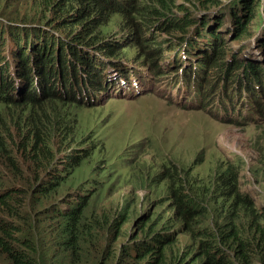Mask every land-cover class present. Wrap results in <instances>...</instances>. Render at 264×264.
Instances as JSON below:
<instances>
[{
	"label": "trees",
	"instance_id": "16d2710c",
	"mask_svg": "<svg viewBox=\"0 0 264 264\" xmlns=\"http://www.w3.org/2000/svg\"><path fill=\"white\" fill-rule=\"evenodd\" d=\"M128 1L129 4L124 0H33V9L29 15L36 16L40 13L41 19L50 20V17L42 12L43 9L51 12L57 24L64 23L60 27H52V30L55 29L59 34V30L64 29L67 35L72 34V38L56 35L52 30L41 26L30 28L19 25H10L6 28L0 26V83L7 85L13 83L12 91L17 92L19 75L31 83L37 80L43 88L41 98L22 96L20 99L4 96L5 89L0 88V104L10 110L8 114L0 113V264H37L38 261L45 264L47 260L44 245H41L39 254L34 240L21 237L19 224L13 219V216L20 211L22 192L18 189L22 186L18 187L3 168L5 167L14 178L23 183L28 184L32 181L31 176L24 173L17 156L18 152L15 151L18 141L15 139L13 126L19 129L21 139L19 147L25 159L24 163L38 181L41 168L53 158L55 153L53 137L59 135L62 142H67L75 135L74 123L69 116H66L68 120L63 116L59 117L58 108H60L59 104L71 105L78 102L71 98L54 95L51 90L58 88L60 83L66 81L74 72L72 74L74 81L79 82L81 79L80 82L85 83L89 89L83 94V100L99 93L102 88V77L99 76L101 73L96 71L103 67L104 79L110 83L109 74L112 70L107 59L112 61L117 58H127L129 60L130 47L133 46L138 49L136 53L142 52L141 56L150 54L152 38H146V31L151 27L152 22L163 17V11L168 10L174 3V0H141L139 6L134 8L132 0ZM213 1L201 0L202 3ZM260 3V0L250 1L243 9L245 13L243 17L252 22L255 16L252 6L253 4L259 6ZM112 14L123 16L120 26L122 31L117 34L122 37L123 34L129 33L132 38L127 43H121L119 37H116L117 34L101 33L102 28L99 29V27ZM175 16L176 20L168 17L163 23L172 25L167 29L178 30L183 36L190 30L186 23L188 16ZM200 20L205 22V19ZM153 43L163 45L161 41L154 40ZM222 47L226 48L225 45ZM250 47L242 50L241 57L252 58L253 54L247 53ZM256 47L261 49V59L257 61L263 66L260 68L252 66L253 76H264V47L262 45ZM27 48H29L28 53ZM86 48H89V51ZM220 54L223 53H219L217 57ZM186 57L191 61L195 60L190 53H186ZM217 57L206 68L208 71L201 79L204 77L210 79L218 72L219 67L216 64L220 62V57ZM241 57L237 59L240 62ZM68 67L70 69L65 72ZM169 70H174L170 75L172 78L177 70L175 63L169 66ZM188 74L191 73L184 66L180 73L182 82ZM238 76L231 90L227 91L226 86H223L218 99L224 93L250 85L254 80V77H251L246 78L245 81L243 78L238 79ZM219 82L220 78H217L214 85L217 86ZM207 86L206 84L205 88ZM116 88H108V90ZM257 89L258 86H256ZM249 98L250 95H247L242 104H247ZM210 100H214V97ZM262 101L264 103V97ZM76 164L77 161L73 163V166ZM167 178L170 180L168 198L174 199L175 206L173 213L175 220H169L168 224L180 226L185 233L198 239V248L204 254L200 255L199 259L207 257L206 264H231L226 256L222 258L218 255L216 233L204 223L208 217L206 200L214 198L215 201L208 205L218 214L216 226L221 236L220 240L235 249L238 263L251 264L254 259L264 260V229L261 224L264 213L260 212L249 198L241 197L239 191L234 189L237 185L238 168L234 169L228 164L226 171L218 176L217 181L208 189L210 195L206 198V194L201 195V192L196 191L193 185H189L181 174L178 177L171 174ZM217 184L219 185L216 186ZM229 186L231 187L229 192L236 190V193L232 203L228 205L227 198L219 201L214 192ZM39 192L47 199H52L58 194L59 188L49 185L40 189ZM89 202V198L84 199L79 210L60 216V226L63 230L57 241L61 261H65L67 256L70 264H90V257H93L98 259L97 264H106L107 256L100 259L105 252V247L102 246L96 231L111 224V217H108L106 208L101 210V207H97L96 212L93 210L94 207L90 209ZM224 209L226 213L222 214L221 211ZM165 226L166 224H163V228H166ZM159 264H168V261H160Z\"/></svg>",
	"mask_w": 264,
	"mask_h": 264
},
{
	"label": "rangeland",
	"instance_id": "374dc122",
	"mask_svg": "<svg viewBox=\"0 0 264 264\" xmlns=\"http://www.w3.org/2000/svg\"><path fill=\"white\" fill-rule=\"evenodd\" d=\"M179 1L186 2L190 8L195 5L194 0ZM132 2L135 8L139 6L141 0ZM33 5V0H1L0 26L3 28L10 25H24L25 28L41 26L52 30V27L64 24H57L51 12L44 9L42 13L47 14L50 20L41 19L40 13L36 16L29 15ZM221 7L219 1L209 9L198 8L195 15H220ZM261 14L260 6L257 5L255 18ZM104 21L106 26L102 24L99 27L102 28L101 33L117 34L122 31L120 29L122 15L112 14ZM221 27L222 30L232 29V24L224 23ZM52 31L56 35L72 38V34L67 35L64 29L59 30V34L55 29ZM156 33H159L158 39L168 42H163L159 47L153 43L155 38H152L150 50L151 52L155 50L154 52L141 56L142 52L136 53L138 49L135 46L130 47L129 60L124 63L130 70L129 80L125 79L127 83L124 86L118 85L116 89L109 91L105 89L107 94L99 95L97 105L65 103L59 104L58 108L59 117L69 116L74 123L75 135L67 142H62L59 135L53 137V144L60 151L57 163H68L69 154H75V150L80 154L85 148L87 155L66 180V186L74 187L70 190L69 198L74 197L75 188L82 184L86 189L96 188L98 191L93 194L89 208L101 204V210L109 209L119 217L117 222L119 225L123 222L122 234L117 244L126 241L129 234L136 232L145 234L146 230H142L141 221L154 227L160 222V215L162 217L171 215L170 205H173L174 199L167 198L170 185L167 177L171 174L174 177L181 174L196 191L201 192V195L206 194V198L210 195L208 189L217 181L218 176L226 171L229 164L234 169L238 168L237 185L234 189L239 191V195L243 197V192L250 193L255 198L254 203L264 205V112L254 110L249 114L248 106H243L242 101L237 105L231 104L228 110L219 109V105L210 107L211 111L207 110L204 104L208 95L203 91L202 100H198L193 93L192 82L189 92L184 96L180 91L183 82L176 75H173L170 83H166L174 70L166 73H157V68L154 72L147 70L148 63L154 61L161 63L162 58L168 54L170 41H181L180 38L162 33L161 30ZM263 38L264 32L257 39L246 40L243 47L255 48ZM232 48L237 50L238 47L232 45ZM26 50L28 53L29 48ZM86 50L89 51V48ZM253 52L257 53L256 50ZM176 57L181 61L179 63H184L182 50ZM252 59L260 60L261 57L252 55ZM142 62L146 67L141 64ZM188 65L191 63L188 62ZM69 69L70 67L65 72ZM99 72H103L102 69ZM124 73L123 69L117 70L112 81L119 83L120 76ZM137 76L140 78L139 84L132 85L138 80L133 79ZM68 84L69 77L65 81V88ZM211 85L214 86V82ZM231 86L230 82L229 87ZM119 87L121 91L117 90ZM238 109L240 112L236 116ZM9 111L0 104V113L8 114ZM249 115H252L251 121ZM13 129L15 139L18 141L15 151L20 152L19 129L16 126H13ZM98 181L101 183L98 184ZM254 186L263 192L256 191ZM230 188L222 187L214 192L219 201L227 198L228 205L232 203L236 193V190L229 192ZM37 199L35 191H28L25 194L23 200L29 212L22 222L24 226L31 227L28 230L29 236L34 237L39 243H44L51 239L48 225L52 220L45 219L40 227L36 225L42 219L36 214L37 210H33ZM168 199H171L169 203ZM214 201V198L206 200L207 203ZM36 207L38 209V206ZM221 213L225 214L226 209ZM141 214V218H138ZM107 215L111 217L109 212ZM151 218L157 221H152ZM175 229H178V226H175ZM177 236L181 238L177 245L180 250L188 243L189 236L180 232Z\"/></svg>",
	"mask_w": 264,
	"mask_h": 264
},
{
	"label": "clouds",
	"instance_id": "9594fccd",
	"mask_svg": "<svg viewBox=\"0 0 264 264\" xmlns=\"http://www.w3.org/2000/svg\"><path fill=\"white\" fill-rule=\"evenodd\" d=\"M129 4L128 0H124ZM222 5L220 11V15L216 14H200L195 15L196 10L198 8L206 10L210 7L214 6L215 4L219 3ZM252 0H214L213 2H205L202 3L201 0H194L195 5L191 8L187 6L186 2H180L179 0H174L173 5L168 8V10L163 11V17L161 16L159 19H155L152 22V25L149 29H147V36L146 38H155L157 42L161 41L157 38L159 35V30H161L162 33H168L172 34L173 37L180 38V40L185 44L183 51L190 53L193 57H195L194 61H191L187 57L184 56L185 61L184 63H179L176 65L177 62H175V65L177 66V70L175 71L174 75L176 73L180 74L181 69L186 66L190 73H194L193 80H196V82H201L202 87L207 84L208 86L205 88L208 91L206 94L208 97L206 98V103L204 104L206 106L207 110H210V107L219 105V109L221 110H228L229 106L231 104L237 105L240 101L243 102V100L246 98L247 95H250V98H258L260 95V91L256 90V84L254 85V82L252 81L250 85H244L240 87L239 89L233 91V92H227L224 93L220 99H218V96L220 92L222 91L223 86H226V90L229 91L232 89V87L235 85V83L229 81V79H223L220 78V82L217 86H212L211 83L215 82V80L218 77V74L220 70L222 69V65L225 66L230 65L232 69L235 67H243L246 68V72L249 74L247 78H257V76L254 75V68H260L263 65L259 63V61L254 60L250 58L251 60H245L248 59L246 57H241L242 50L246 47L244 46V42L246 40H249L251 38L257 39L261 33L264 32V0H260L261 3L259 4L260 9L262 11V14L260 17L255 18L252 20V22H249L247 19H245L243 16L245 15L243 9L245 6ZM253 4L252 9H254L256 6ZM177 15L178 17H186L188 16V19L186 20V23L189 27V32H187L185 35H180L178 30L170 31L167 28L171 27L172 25L164 24L163 21L165 18H175ZM163 18V19H162ZM200 19H205V22H202ZM176 20V18L174 19ZM225 23V25H231L232 29H225L222 30V25ZM20 27H24V25H19ZM258 31V33H257ZM129 34H123L122 37L120 34H117L116 37H119L121 43H127L130 38V34L127 38L125 36ZM237 41V42H236ZM161 42H168L167 40L161 41ZM173 42V41H170ZM176 42V41H174ZM236 42V43H234ZM204 43V47L201 46V44ZM234 43V44H233ZM260 44L264 47V38L259 41ZM158 45V43H155ZM225 45L226 48H223L222 46ZM232 45L234 47H238L237 50H234L232 48ZM161 47L162 45H158ZM243 47V48H242ZM173 49L174 47H171ZM150 53L154 52L155 50H150ZM240 51V52H239ZM225 52V53H224ZM219 53L218 57L216 56ZM186 54V53H185ZM217 57L220 59V62L216 65L219 67L218 72L212 76L210 79H206L205 77L201 79L202 76H204L207 73V67L213 62L214 58ZM242 58V61H238V58ZM173 59V58H172ZM170 59L167 61L165 57L162 58L161 62L164 61L165 65L162 66V64H158L157 61L148 63L147 68L154 69L157 68V73H166L169 70V66L174 63L171 62ZM110 62V68L112 71H115L117 73V70H124V75H122L121 79L125 77L127 80H129V73L130 70L127 69L124 66L125 61L128 59H122L117 58L113 59L112 61L107 59ZM258 62L257 64L251 63V61ZM207 61V63H206ZM243 61H246L247 63H243ZM188 62L191 63V65H188ZM222 62V63H221ZM112 63V64H111ZM143 66V62L141 63ZM254 68H253V67ZM146 67V66H145ZM103 71V67H101ZM98 69L96 73L99 72ZM151 71V72H154ZM180 71V72H179ZM264 71V69H263ZM74 72H72L73 74ZM101 73L99 76L102 77L101 83L102 88L100 89L99 93L100 95L107 94L105 92V89L108 88H116L122 82V80L119 83H114L112 80L109 79V82H106L104 79V73ZM191 76L186 75L185 78L188 79ZM70 78V84H68L67 88H65V81H62L60 83V86L58 88H55L54 90H51V93L54 95H60L63 98L67 99H75L79 104L84 106H91V105H97L99 102V95L98 93H95V95L91 98H88L86 100L82 99V96L84 93L89 91L87 88V85L85 83H81L79 80L78 82H75L73 79L74 77L69 75ZM232 83V86L229 87V83ZM18 83H19V89L17 92L12 91L13 83L11 84H1L0 88L5 89L4 96H8V98L12 99H20L22 96H33L36 98L42 97V87H40L37 80H34L32 83L29 82L26 78L18 75ZM27 83V84H26ZM184 83H187L184 82ZM258 83V82H257ZM134 85V83H132ZM259 85V84H258ZM24 88H27L25 90ZM185 89H189L190 87L188 84H185ZM252 88L254 91H250L249 89ZM78 90V91H77ZM109 91V90H108ZM198 92V94L202 95L201 90L193 89V93ZM264 92V91H263ZM216 94V95H215ZM245 94V95H244ZM199 96V95H197ZM244 96V97H243ZM211 97H214V100H210ZM244 98V99H243ZM202 100V97L200 99ZM241 102V104H242ZM260 104H263V101L260 102ZM224 112V111H223ZM234 121H237L233 119ZM73 137H71L72 139ZM70 139V140H71ZM78 150H75V154H69V162L66 164H58L57 159L59 158V150L56 147L55 153L53 155V158L45 164L44 167L40 170V178L38 181H36L35 175L31 173L29 168L25 165L24 157L22 155V152H18L17 156L19 158V161L23 167L24 173L31 176V183H23L22 181L18 180L17 178H14V176L4 167L3 169L8 173V175L11 177L12 181L17 183L18 187L22 186L18 191H21L20 199H21V207L18 214H15L13 216L14 221L19 224V227L21 229V237L25 238H31L34 240L35 244L38 247V251L40 254L41 245H44L45 248V254H46V263L45 264H53L54 262L61 263V264H70V260L68 257H65V261H61V254H60V247L58 245V237H61L63 228L60 226L59 219L61 218V214H68L73 211L79 210V206L82 203L84 199L89 198L91 200L93 194L97 192L98 190L96 188L94 189H86L85 186L82 184L79 187L75 188L74 190V197H70L71 192L70 190L74 187L66 186V180L69 177V174L75 169V167H78L80 165V162L85 158L87 155L85 148L84 152L78 154ZM83 155V156H80ZM77 161V164L73 166V163ZM59 171V173H58ZM56 183H58L56 185ZM98 184L101 183V181L97 182ZM51 186H58L59 192L56 196H54L52 199H47V197L40 194V189ZM256 191L263 192L261 189H259L257 186L253 187ZM96 190V191H95ZM28 191H35V195L38 196V201L36 205L34 206L33 210H37L36 214L42 217L41 220L37 222V226L40 227V224L45 219L52 220V222L49 223V234L51 235V239L49 241H45L44 243H39L38 240L34 239V237L29 236L28 230L31 227H26L23 225L22 219L25 218L28 214L27 204L23 200L25 194ZM264 193V192H263ZM243 197L249 198L252 202L255 200V198L247 192L242 193ZM168 198V197H167ZM169 203V199L167 200ZM207 203V202H206ZM254 203V202H253ZM256 207L259 209L260 212L264 213V205H258L257 203H254ZM38 206V209H36ZM101 207V204H97L96 207L93 208L96 212V208ZM172 212H170L171 215H167L166 217H162L160 215V222L157 223L154 227H152L149 224H144V222H140L142 230L145 234L141 232H136L133 234H129L128 238L124 242H120L117 244L118 240L121 237L122 234V228H123V222L119 225L117 222L119 220V217H116L115 214L111 212V210L107 209V211L111 215V224L106 225L104 228L97 229L96 233L99 235L101 239V244L103 247H105L104 254L100 257V259H104L107 256L106 264H159L160 261H168V264H206L207 257H204V259H199V256H203L202 252L198 248L197 241L198 239H194L190 234L185 233L183 228L178 226V229H175V226H172L173 223L170 225L168 224L169 220H175V206L174 204L171 206ZM206 208H208V217L205 219V224H207L209 227L213 229L216 233V237L218 240V255L220 257H225L231 262V264H239L238 263V256L236 254V251L234 248L229 247L227 244L225 245L220 240V233L218 230V227L216 226V220H217V213L208 205ZM135 212V211H134ZM142 214L138 217L141 218ZM137 218V219H138ZM8 219H10V216L8 215ZM152 221H157L154 218H151ZM163 224H166V228H163ZM263 229H264V219L261 222ZM145 225V226H144ZM91 228H95V226H90ZM153 231V232H152ZM182 233L184 235H188L189 238L188 243L182 247L180 250H178L177 245L180 242L181 238L177 236V233ZM184 238V237H183ZM191 240V241H190ZM110 244V245H109ZM109 245V246H108ZM118 245V250L116 251V246ZM111 251V252H110ZM186 256V258H184ZM91 258L90 264H97V260L93 257ZM67 259V260H66ZM37 264H41V261L36 262ZM251 264H264V260L262 259H254Z\"/></svg>",
	"mask_w": 264,
	"mask_h": 264
},
{
	"label": "bare ground",
	"instance_id": "6f19581e",
	"mask_svg": "<svg viewBox=\"0 0 264 264\" xmlns=\"http://www.w3.org/2000/svg\"><path fill=\"white\" fill-rule=\"evenodd\" d=\"M254 50H256L257 53H254V52H253ZM247 53H248V54H251V53H252L253 55H257V56L259 55V56H261V54H260V50H259V48L256 47V46H255L254 49H253L252 46H251V47L247 50ZM175 61H176V60L174 59V63H175ZM174 63H173V64H174ZM173 64H171L170 66H172ZM163 65H165V63H163ZM109 75H110V74H109ZM170 81H171V78L169 77V78L166 80V83H170ZM183 83H184V82H183ZM183 87H184V84H182V85L180 86V91H181V92L183 93V95H184V89H183ZM184 96H185V95H184ZM252 119H253V118H252Z\"/></svg>",
	"mask_w": 264,
	"mask_h": 264
}]
</instances>
